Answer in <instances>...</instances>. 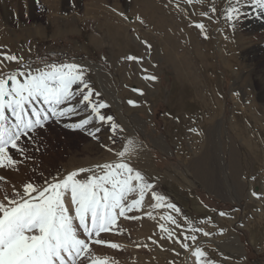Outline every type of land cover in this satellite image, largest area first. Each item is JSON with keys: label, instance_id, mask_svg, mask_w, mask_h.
I'll return each mask as SVG.
<instances>
[{"label": "rangeland", "instance_id": "374dc122", "mask_svg": "<svg viewBox=\"0 0 264 264\" xmlns=\"http://www.w3.org/2000/svg\"><path fill=\"white\" fill-rule=\"evenodd\" d=\"M230 2L234 0H203L191 5L186 0H0V51L23 56L33 67L40 66L38 58L83 65L92 87L101 93L99 99L109 105L102 111L125 129L112 144L107 126L97 134L99 140L87 131L64 127L87 113L60 123L50 121L38 130L39 151L28 153L32 159L16 169L0 168L4 178L0 180V200L5 193L12 197L14 189L22 191L30 180L43 183L44 178L114 162L115 152L122 150L126 139H132L134 150L125 159L155 185L152 191L181 213L153 209L155 201L149 192L140 210L126 214L139 219L119 217L114 231L98 237L120 248L93 243L94 258H106L109 264H195L191 251L200 247L206 253L201 264L207 260L213 264H264V139L257 146L247 145L244 156L243 146L239 141L233 143L229 128L237 111L242 120L259 127L264 137V26H258L264 9L244 0L239 19L229 22L225 15ZM213 4L216 13L210 11ZM204 12L209 15H202ZM197 23L205 25L204 34L194 26ZM197 51L204 54L208 73L203 70L196 81ZM129 55L139 57L140 62L127 60ZM179 56L186 63L179 60L182 79L175 83L173 64ZM231 59L234 70L226 69L225 62ZM16 67L9 64L4 71ZM145 75L156 80H145ZM104 81L110 84L108 91ZM176 87L181 90L179 99ZM200 87L202 96L206 93L212 103L209 110L215 113L208 122L204 120L210 118V112L200 108L196 96ZM181 95L187 97V103ZM174 106L178 109L172 112ZM211 125L218 126L217 140L208 136ZM232 148L240 152L233 161L241 171L238 183L229 174ZM10 153L20 159L14 150ZM197 168H205L206 175L200 177ZM207 178H213L214 188L219 184L221 194L208 187L211 179ZM68 206L71 208L70 202ZM149 212L154 218H149ZM168 213L180 227L160 219ZM189 223L211 235L191 232ZM161 224L172 231V240L167 233L161 238ZM185 235L197 239L185 241ZM81 238L86 239L82 233ZM177 239L187 243L189 250L176 243Z\"/></svg>", "mask_w": 264, "mask_h": 264}, {"label": "snow or ice", "instance_id": "6c2138e0", "mask_svg": "<svg viewBox=\"0 0 264 264\" xmlns=\"http://www.w3.org/2000/svg\"><path fill=\"white\" fill-rule=\"evenodd\" d=\"M186 2L191 5L203 0ZM247 2L264 9V0ZM243 3L244 0L230 2L225 19L229 22L239 19ZM210 11L217 12L214 4ZM202 15L208 16L209 13ZM194 26L204 34V24ZM142 43L151 48L146 41ZM0 57V168L16 169L23 161L32 159L28 153L39 151L36 144L38 130L50 121L60 123L87 113L77 122L64 124V127L87 131L88 135L99 140L97 134L107 126L112 144H116L117 137L125 132L112 115L102 111L109 105L99 99L101 93L92 87L87 78L88 69L83 65L74 61L49 62L47 58H38L40 66L33 67L23 56L10 52L0 51ZM126 59L140 62L139 57L132 55ZM13 63L17 65L16 68L4 71ZM143 78L156 80L155 76L145 75ZM133 91L143 95L139 89ZM128 103L135 106L132 100ZM92 124L97 126L89 129L88 126ZM102 146L112 151L108 145ZM10 149L20 159H14ZM133 150L134 141L126 139L122 150L115 152L117 160L114 162L80 168L62 177L58 174L51 179L44 178L43 183L30 180L22 185V191L14 189L12 197L5 193L3 200H0V264H85L86 260L90 264H109L106 258H94L90 245L106 244L119 249L120 245L98 237L101 233L114 231L119 217L139 219L126 214L140 210L149 192L155 201L151 205L153 209L164 207L179 216L181 209L175 204L165 203L163 195L152 191L155 185L125 159L130 157ZM83 173L88 175L79 178ZM3 179L0 177V180ZM253 196L259 197V194L253 192ZM170 213L162 215L160 219L180 227ZM147 215L154 218L151 212ZM219 215L227 214L220 212ZM184 219L188 223V218ZM159 227L161 238H165L163 234L167 233V238L173 239L170 229L163 224ZM189 228L193 233L202 232L205 237L211 235L190 223ZM81 233L86 239L81 238ZM189 239L195 242L197 237L184 236L185 241ZM175 242L189 250L187 243L178 239ZM191 255L195 257V264H201L202 258H206V253L200 247H195ZM206 264L213 262L207 260Z\"/></svg>", "mask_w": 264, "mask_h": 264}, {"label": "bare ground", "instance_id": "6f19581e", "mask_svg": "<svg viewBox=\"0 0 264 264\" xmlns=\"http://www.w3.org/2000/svg\"><path fill=\"white\" fill-rule=\"evenodd\" d=\"M256 8V7H255ZM254 8V9H255ZM256 11H257V9H256ZM262 11H264V10H262ZM182 18V17H181ZM258 18V17H257ZM261 18H262V21L261 22H258V26L260 25V26H264V13L261 15ZM252 19V18H251ZM184 20V19H183ZM256 26V25H255ZM264 28V27H263ZM172 36V35H171ZM239 40H241V38L239 37ZM172 47H175V46H172ZM175 49V48H174ZM155 50V49H154ZM198 52V53H197ZM196 52V58H194L195 59V63H197L196 64V66H195V68L194 69H196V71H195V73H196V81H197V77L199 76V75H201V72L204 70V72H207L208 73V70L206 69L205 70V68H204V54H202L201 52H199V51H197ZM173 53H174V51H173ZM175 54H176V52H175ZM172 55V54H171ZM193 59V60H194ZM172 60V59H171ZM171 60H170V63H171ZM179 60L181 61V62H183V63H186L185 62V60L183 59V56L181 57V56H179L178 57V62H175L174 64H173V71H174V73H175V83H180L181 82V79H182V70H181V67H180V62H179ZM174 62V61H173ZM180 63V64H179ZM226 63V69H228V70H234L233 68H234V62H233V60L231 59V61L229 62H225ZM182 65V64H181ZM179 66V67H178ZM209 69V68H208ZM212 72V70L211 69H209V73H211ZM188 76V75H187ZM101 77V76H100ZM209 77V76H208ZM102 78V77H101ZM100 78V79H101ZM180 79V80H179ZM184 79V78H183ZM104 80H106V79H104ZM129 80H130V76H129ZM189 81V80H188ZM193 82H195V79H193L192 80ZM102 82H103V80H102ZM105 82V81H104ZM106 84H105V89L107 90L108 89V87H109V85L107 84V82H105ZM108 91V90H107ZM179 91H181V90H179ZM178 89H177V87H176V90H175V92H176V95L178 96L177 98L179 99V94H178ZM202 91H203V89L200 87V89H198V93H196L195 95L198 97V99H199V104L201 103V107L200 108H206L209 112H210V118L209 119H206V120H204L205 122H208L209 120L211 121L212 119H214V117L215 116H213V115H215V113H211V110H209L210 108H211V106H212V103L209 101V96L208 97H206L205 95H206V93L204 94V96H202ZM184 93V92H183ZM149 94L150 93H148L147 95L149 96ZM181 94H182V92H181ZM212 94L213 95H215V93H214V91L212 92ZM182 96V95H181ZM189 96V95H188ZM183 98L182 99H185V102L187 103L188 101H186V96H185V98H184V95L182 96ZM195 96L193 95V97L192 98H194ZM191 98V97H190ZM189 98V99H190ZM174 99H176V98H174ZM173 100V99H172ZM192 100V99H191ZM194 100H196V99H194ZM179 101V100H178ZM181 102H182V100H181ZM178 103V102H177ZM190 103V102H189ZM198 104V103H197ZM177 105V104H176ZM175 105V106H176ZM186 105V104H185ZM188 105V104H187ZM172 107V112H174V111H177V107ZM180 108V107H179ZM183 108V107H182ZM196 108V107H195ZM217 114V113H216ZM233 116H232V118H231V120H230V122H229V128H230V130L232 131V133H231V138H232V140L234 141L233 143H236V142H240V144L243 146V147H241V149H240V151H241V153H242V155H246V154H248L247 152V149H246V146L247 145H250V144H256V146L258 145V144H261V142H262V140L264 139V137H263V135H261V133H260V129H259V127H258V129L256 128V126H255V124H251V123H248V121H246V120H242V117L240 116V114L239 113H237V111L235 112V113H233L232 114ZM173 119V118H172ZM245 119H246V117H245ZM171 123V121L170 120H166V123ZM218 128V126H210V128L208 129V136H209V138L210 139H214V137H216V136H218V134H217V132H218V130H217V132H216V129ZM220 128V127H219ZM250 128V130H248ZM217 138L218 137H216L215 138V140H217ZM226 141V140H225ZM218 144L220 143L219 142V140L218 141H216ZM250 151V150H249ZM240 153V152H239ZM239 153L237 152V151H235L233 148L231 149V151H229V157H230V167H229V174L231 175H229L233 180H231V181H233V182H235V181H237L238 179V175H239V172H241V171H239V168L237 167V165L233 162L234 160H236V156H238L239 155ZM255 153V152H254ZM260 153V152H259ZM249 155H251L252 156V153H249ZM248 157V156H247ZM245 159V158H244ZM197 170H198V173L200 174V177L201 176H203L204 174L206 175V170H205V168H197ZM208 177V176H207ZM203 178V177H202ZM205 178V177H204ZM208 179V178H207ZM209 179H211V181H209ZM208 179V181H209V183H208V187L210 186L211 188L213 187L214 188V186H213V183H212V180H213V178H209ZM237 179V180H236ZM205 182H206V180H205ZM237 183H238V181H237ZM237 186V185H236ZM240 187V186H239ZM210 188V189H211ZM238 188V187H237ZM238 190H239V188H238ZM237 190V191H238ZM240 191V190H239ZM217 192V191H216ZM231 244V243H230ZM229 247V246H228ZM231 249V248H230ZM232 249H235V246L234 245H232Z\"/></svg>", "mask_w": 264, "mask_h": 264}, {"label": "crops", "instance_id": "0c3cea01", "mask_svg": "<svg viewBox=\"0 0 264 264\" xmlns=\"http://www.w3.org/2000/svg\"><path fill=\"white\" fill-rule=\"evenodd\" d=\"M218 183H220V179H219V181H218ZM209 188H211L210 186H209ZM211 190L213 191V192H216L217 191V193L219 194H221V188H220V186H219V184L218 185H216V188H211ZM151 197V196H150Z\"/></svg>", "mask_w": 264, "mask_h": 264}]
</instances>
